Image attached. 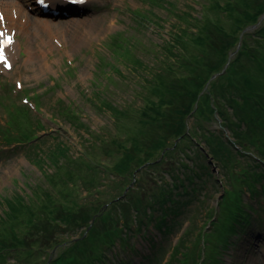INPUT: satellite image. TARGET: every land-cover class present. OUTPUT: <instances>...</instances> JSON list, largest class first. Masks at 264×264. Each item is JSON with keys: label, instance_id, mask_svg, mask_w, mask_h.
I'll list each match as a JSON object with an SVG mask.
<instances>
[{"label": "rangeland", "instance_id": "374dc122", "mask_svg": "<svg viewBox=\"0 0 264 264\" xmlns=\"http://www.w3.org/2000/svg\"><path fill=\"white\" fill-rule=\"evenodd\" d=\"M24 1L29 5V18L33 21L38 13L45 14L49 18H55L58 15L43 13L40 7L35 4L36 0ZM154 1L84 0L83 3H78L75 9L68 8L70 6L66 2L65 7H63L66 9L63 11L58 9L59 17L57 20L51 21L53 22L51 23L52 32L45 30L31 31V35L34 37L32 48L35 51L37 50L38 56L34 62L26 61L27 47L30 45L27 41V35L18 32L14 33V39L20 45V53L16 60L11 62L10 67L8 66L9 68H5L3 65L0 66V154L22 155L9 161L2 160L0 156V197L22 195L27 191L29 194L33 192L30 196L35 198L38 196V187L41 188L40 190L46 189L50 192L54 190L52 188L53 185H48L45 181L43 171L46 170L49 173L55 171V168L49 165L51 162L45 158V155L54 150L56 143L60 140L67 142L71 148V155L80 156L85 151L86 146L91 145L90 142L99 140L95 132L100 133L101 136L107 134L108 138L112 133H116L115 120L111 112L102 104L104 100L123 107L133 105L137 113L140 108H144L145 90H142L144 84L148 83L149 86H157V80L154 82L157 72L159 70L166 71L167 67L172 68L173 62V68L178 69L180 67L175 58L171 57V45L175 43L174 38H172L173 33L178 32L177 28H173V25L177 22L178 17L173 12V9L168 8V6L171 7V3L176 4V0H156L159 1L158 4H154ZM228 1L219 0L218 6L227 10L229 9ZM236 1L239 5L238 11L241 13L243 20V28L239 29L236 35L231 34L225 37L210 29L204 30V23L199 24L197 27H191L189 41L185 43L186 47L182 45L183 53L187 56L185 61L188 63V70L191 69L190 74L187 75L188 70L183 72L186 76L184 83L175 81L172 76L164 77L162 81V94L165 99H167V92L171 87L183 93L176 96V103L174 102V106L177 108L176 111L180 110L182 112V107L187 109L192 107L191 111L188 114L182 112L184 115L180 116L181 118L176 117L177 114L175 113L170 118L171 121L167 128L164 123L165 119L160 117L153 118V122L149 115L143 113L135 116L136 119L133 122L135 124V121L146 119L139 121L142 128V136L144 137L141 138L143 144L138 145L139 149L131 148L128 150L131 153L140 154L141 162L146 160L143 166L136 171L141 178L140 182L142 184L141 191L133 192V197L136 201L143 199V197L147 198L155 189L152 184H155L156 181L151 180L153 175L164 174L166 176L167 171L171 168H177L182 171L183 168L177 159H182L181 157L185 155L198 156L197 165L204 163L211 169L212 176L204 175L208 181H203L204 186L199 191V200H194L187 207V211L185 210L182 214L183 218L179 228L176 229V234L170 237L160 235L155 228L154 219L143 216L142 206H146L147 203H134L132 194L131 196H126L125 202H123L124 200L120 201L123 199L124 194L121 186L115 188L112 185L111 187V183L110 187L98 186L97 189L101 193L96 194L95 189H93V195L91 191H86L84 186L78 185V193L83 202L94 208L101 205L103 201L104 206H101V208H104V211L101 215L106 214V211H109L111 207L114 210L112 218H117L111 223H102L103 220H98L96 223V227L98 229L101 228L102 234L96 240L97 243H94V246L97 249L96 253L104 251L101 255L102 257H100L104 262L110 263L112 259L119 258L132 259L139 264L142 261V256L150 252L151 238L164 247L165 250L160 256L162 260H165L173 252L179 237L187 234L190 243H192L195 238H198L200 231H204L205 226L208 225L204 221L209 219V209L215 207V210H218L217 202L223 191L222 187L219 186V182H214L215 179L218 178L219 181L223 179L224 185L231 188L226 180L229 174L227 166L214 159L210 150L214 146L212 142L208 144L206 141L210 138L209 135L212 129L213 131L215 130V133L223 130L219 126L221 122L220 116L215 110L209 108V106L212 108L215 106L214 102L216 100V102L221 103L220 106L223 109L229 112L227 99L223 96L231 95L233 98H237L235 99V109L231 113L229 112V115L231 118L232 113H235V116L244 115L250 121H245L244 117L242 127H236L234 126L236 121L234 124L232 122L231 135L237 140L239 146L250 149L249 156L252 154H264V95L258 94L256 98L254 93L249 92L253 87L260 89L264 86V0ZM185 2L186 0H178L177 9L182 10L181 8H185ZM190 2H193V0H190ZM191 10L192 8L189 9L190 12ZM137 11H141V15H138ZM70 15H76L79 19L71 18L72 16ZM195 15H198L197 11ZM209 16L218 18V21L220 17L224 20L229 19V15L219 12L218 7L212 8ZM150 18L153 23H151L152 20L150 21ZM224 24L227 29L232 28V22L224 21ZM132 34L135 37L132 39L131 45L136 43L144 44L143 47L141 45L135 51L147 64L150 63L149 69L133 71L128 65L121 64V59L118 58L115 59V63L120 68V71H113L112 69L113 72L109 71L114 74V82H110V76L107 79L106 76L98 73L97 68L100 63V57L105 56L103 58L105 61L107 60L103 68L112 66L113 61H108L109 58H112V54L116 53L120 57L121 54L126 52V50L120 51L115 46V43H119V47H122L124 38H129ZM114 37H117L118 41L107 45V40ZM165 38L170 40L166 45L162 44ZM222 44L224 53L221 58L224 61L222 68L213 73L201 88V76L198 73H203L202 66H195L193 59L197 57L200 60L206 59L205 61L215 62L216 53L213 56H207V54L212 47L220 50ZM130 46L128 47L129 49ZM177 46L180 47L179 45ZM43 51L46 53L47 59H45ZM221 54L219 53V56ZM157 59L161 61L159 66L154 65ZM197 62L199 65L202 64L200 61ZM147 77L151 82L146 80ZM121 80L125 81V83H121ZM215 80L218 81V84L209 89L210 83ZM232 86L234 87L233 90H231ZM200 88L201 90H199ZM192 91H194V94L191 98L185 96L186 93ZM210 91L212 94L218 93V95L209 96L207 100L206 93ZM33 94H43L42 104L38 106V110L40 112L39 117L44 119L42 120L47 126L44 131L39 132L44 137V139L41 137L39 140L43 141L41 148L46 151L44 155L40 156L35 155L38 149L29 150L27 148L18 149L17 146L9 147L4 144L1 138L2 131L10 123V118L7 119L6 107H11L12 104L27 103L36 114L37 111L34 109L35 100L32 98ZM96 94L100 99L97 98ZM196 94L197 100L201 99L204 101L198 103L195 100L194 102ZM253 99L258 101L253 103ZM59 100H63L67 104L74 103V108H79L80 115L85 122L84 126H78V128L75 124L72 125L58 115L56 109L57 104L60 103L58 102ZM154 100H158V97L155 96ZM204 108H206V111H204ZM172 111L174 110L167 111L168 117L169 115L171 116ZM179 118L180 120L176 123ZM246 124H249L248 127ZM141 128L132 130L131 134ZM140 133L141 131L139 136H141ZM226 133L230 132L226 131ZM165 138L166 140L164 141ZM126 142L129 141L126 140ZM163 142L166 144L165 149H163ZM112 143L119 146L114 140ZM91 147H93L94 151H98L94 145ZM60 151L61 154H64L63 148H60ZM166 151L170 152V157L165 162L160 158ZM151 154L154 155L152 156ZM95 155L92 154L88 157L99 160L104 164L112 162L110 157L106 155ZM118 155L113 157L114 162L118 161L122 156V154ZM39 157L44 160V162H40V165L37 163ZM32 158L36 159V163ZM84 159L88 160L85 156ZM149 160L152 162H149ZM182 161L187 162L184 159ZM188 163L194 165L195 161L189 160ZM227 165L229 164L227 163ZM113 168H109L104 172L106 174L103 173V175L109 176L112 174L111 178L113 180L116 178L114 182H117L116 180L121 181L120 176L114 177ZM152 168H157L154 171L155 174H150L149 170ZM231 170L233 171V169ZM108 172L109 174H107ZM94 173L101 172L97 170ZM64 180L65 182L67 181V179ZM25 183L31 187L25 188ZM21 188H25L26 191ZM247 193L246 190H243L244 200H249ZM113 195L115 196L114 199ZM261 201L264 202V197ZM251 202L255 203L254 200ZM2 206L0 203L1 212L3 210ZM144 209L145 212H148L147 206ZM243 209L251 215L252 223H254L257 216L248 208L243 207ZM156 213L157 211L155 215ZM101 215H95L96 219L101 218ZM126 216L128 223H130L128 227H125ZM142 217L144 224L140 225L139 221H141ZM11 225L13 226L15 223ZM136 225L140 227V231L138 227H135ZM257 226L258 224H255L253 229L257 228ZM55 228L50 230L48 234H53L52 237L55 241L62 239L60 245H54L53 248L45 245L40 246L39 254L29 256L30 262L38 260V263L35 264H41L40 262H43V258H45V264H48L50 260L58 259V256H62L64 247L71 249L68 246L72 240H77L81 233L87 232L86 226L82 225L77 232H69L66 236L61 235L60 237L54 232L64 230ZM71 228L70 224L68 229ZM9 230L8 235L12 232V230L10 232ZM257 232L258 235L256 237L247 238L249 243L243 238V234L239 235V237L236 235L228 236L230 242L236 241L238 245L233 244L231 248H224L218 254V259L222 257L220 259L223 262L222 264H264V226L259 224ZM126 236H130L129 241L133 243V248L129 246L122 248L121 243L126 239ZM246 236L249 237V235ZM105 243L106 245H104ZM23 253L25 254V252ZM220 260H217L215 264H218Z\"/></svg>", "mask_w": 264, "mask_h": 264}, {"label": "trees", "instance_id": "16d2710c", "mask_svg": "<svg viewBox=\"0 0 264 264\" xmlns=\"http://www.w3.org/2000/svg\"><path fill=\"white\" fill-rule=\"evenodd\" d=\"M177 1L178 0H176V4ZM218 2L219 0H193V2L186 0L185 8L180 7L182 10H178L176 4L171 3V7L168 6L169 9H173V12L178 17L177 22L173 25V28L175 27L178 29V32L173 33L172 38H174L175 43L171 45V57L175 58L181 68H173V62L172 68L167 67L166 71L159 70V72H157L154 80V82L157 80V86H149L148 83H145L144 87L142 86V90H145V103L143 106L146 108L149 105L145 111H143L144 108H140V111L136 113L133 105L123 107L122 105L119 106L112 104L106 100L103 102L100 100L105 108L111 112L115 120L116 133H112L108 138L107 134L101 136L100 133L95 132L99 137L98 141L100 142L96 140L92 143L90 142L91 145H87L85 151L78 157L71 155L70 146L67 142L60 140L55 144L56 147H54V150L45 155V158L51 162L49 165H52L55 168V171L53 173L46 172V170L43 171L45 181L48 185L52 184L54 190L50 192L46 189L40 190L41 188L38 187V196L35 198L30 196L33 192H31V194L28 193L27 195H25L24 192L23 195L16 194V196L9 198L2 197L5 207L0 215V264L38 263V260H32L30 262L29 256L39 254L40 246L45 245L53 248L54 245H60L62 242V239L55 241L52 237L53 234H48L50 230L55 227V229H63L64 231L54 232L61 237V235L66 236L69 232H77L82 225L86 226L87 232L81 233L77 240H72L68 246L71 247V249L64 247L61 254L62 256H58V259L54 258L53 260H50L48 264H54V262L55 264H110L102 262L100 259L102 252L95 253L97 252V249L96 246H94V243H97L96 240H98L99 236L102 234L101 228L98 229L96 227L97 221L103 220L102 223H111L117 219L115 217L112 218L114 210L110 207L109 211H106V214L101 215L104 211V208H101V206H104L103 201L101 202V205L92 208L88 203L81 200L78 193V185L84 186L86 191H91V194L93 195V189H95L96 194L101 193V191L97 189L98 186L110 187V183L111 187L112 185L115 188L121 186V190H123L124 194L123 199L120 201L124 200L123 202L126 201L127 195L131 196L132 194L133 197V192L141 191V178L136 171L143 166L146 160L141 162L140 154H134L128 150L131 148L139 149L138 145L143 144L141 138L144 137L142 136V128L139 121L141 122L146 119L135 121V124H133L136 119L135 116H139L143 113L149 115L152 120L153 118L160 117L161 119H165L164 123L167 128L171 121L170 118H172L175 113L177 114L176 117H180L184 115L182 112L188 114L191 111L192 107L189 109L182 107V112L180 110L176 111L177 108L174 106L177 99L176 96L182 95L183 93L178 92L174 87H171L167 92L168 97L165 99L162 94V81L164 77L172 76L175 81L184 83L186 76L183 72L188 70V63L185 61L187 56L183 53L184 49L182 48V45L186 47L185 43L189 41L191 27H197L199 24L204 23V30L210 29L218 33V35H224L225 37H228L231 34L236 35L237 31L243 28V20L241 18V13L238 11L239 5L237 1L229 0V9L227 10L223 7H219ZM158 3L159 1H154V4ZM217 7L219 12L227 13L229 19L224 20L220 17L218 21V18L209 16L211 9ZM190 8H192L191 12L189 11ZM196 11L198 12V15H195ZM140 12L141 11L137 14L141 15ZM151 20L152 19L150 18V21ZM223 20L228 23L232 22V28L227 29L224 26L225 24ZM151 23H153V20ZM134 37L135 35L132 34L129 38H124L122 47H119V43H115V46L119 48L120 51L126 50V52L121 54L120 57L116 53H113L112 58H109L108 60L113 61L112 66H106L103 68L107 60H104L103 57L105 56L100 57V63L97 68L98 73L106 76L107 79L108 76H110V82H114V74L109 71H120V68L115 63V59L120 58L121 64L125 66L128 65L130 69L133 71L135 70L136 72L141 69L145 70V68L149 69L150 63L147 64L146 61H144L135 51V49L139 48L141 45L143 47L144 44L142 43L140 45L134 42L136 44L131 45ZM114 41H118L117 37L108 39L107 45ZM169 41L170 40L165 38L163 41L164 43L162 44L166 45ZM129 46L130 49L128 48ZM215 53V62L205 61L206 59L200 60V58L197 59V57L193 59L195 66H202L203 73H198V75L201 76V88L213 73L222 68L224 63L221 59L224 56L223 44L221 45L220 50L212 47L207 56H213ZM219 53L222 54L219 56ZM197 61H200L202 64L199 65ZM159 64H161V61L160 59H157L154 65L159 66ZM190 71L191 69L188 70L187 75L190 74ZM146 80L151 82L148 77ZM121 83H125V81L121 80ZM95 84L97 83L95 82ZM216 84H218V81H212L209 85V89ZM245 87L247 88V86ZM201 88L199 90H201ZM233 88L234 87L232 86L231 90H233ZM257 88L258 87H253L252 90H249V92L251 91V93L256 95V98L258 97V94L264 95V86L260 88L261 90ZM193 94L194 91L186 93L185 96L191 98ZM197 94L194 102L197 100ZM206 95L208 100L209 96L214 97V95H218V93L212 94L210 91L206 93ZM96 96L100 99L97 94ZM155 96L158 97V100H154ZM42 97L43 94H33L32 96L35 100L34 108L37 109V114L33 112V109H31V106L27 103L12 104L11 107H7V119L10 118V123L8 126L6 123L7 127L2 131L3 134L1 137L5 145L11 147L16 144L18 149H38L35 154L37 156L46 153L44 148H41V143L43 141H39L41 137H43L42 135L39 136V132L45 130L47 127L42 120L43 118L39 117L38 106L42 104ZM223 97L227 99V107L231 113L235 109V99L237 98H233L231 95ZM94 99H96V97H94ZM202 101L204 100H197L198 103H201ZM216 101L214 102L215 106L213 108L209 106V108L215 110L220 116L221 125L219 124V126L220 129L223 130L221 132L216 131L217 133H215V130L213 131L212 129L209 135L210 138L206 141L208 144L212 142V145L214 146L210 149L211 155L214 159L227 166L229 178L227 175L226 180L231 188L224 185L225 182L223 179H220V181L218 178L215 179L214 182H219V186L223 188V191L221 198L218 200L219 212L216 214V219L214 220L212 218L215 214V208L212 207L210 209L209 219L206 220V222L210 224L211 229L200 232V236L195 238L192 243H190L187 234L185 236L182 234L183 236L179 237L174 246L171 259L165 264H212L214 261V248L220 243L224 244L227 239L226 237L229 234L244 233L248 234L250 238H254L258 235L257 231L259 224L264 226V203L261 201L264 197V154H252L249 156L250 149L238 145L237 140L231 135L232 122L234 124L236 121L234 126L242 127L244 124L243 118L245 116H235V113H232L231 118L229 112L220 106V102ZM257 101L258 100L253 99V103H256ZM58 102L60 103L57 104L56 110L61 118L70 122L72 125L75 124L77 127L84 126L85 122L80 115L79 108H74V103L67 104L63 100H59ZM168 110H174L169 117L167 115ZM204 111H206V108H204ZM180 118L176 123H178ZM245 121L250 120L245 117ZM248 125L249 124H246L247 127ZM136 128L141 129L134 134H131V131ZM225 130L230 133L227 134ZM140 131L141 136H139ZM113 140L119 144V146L113 144ZM126 140L130 143L126 142ZM165 140L166 138L164 141ZM92 145H94L98 151H94L93 147H91ZM60 148H63L64 154H61ZM165 148L166 144L164 143L163 149ZM168 151L162 154V158H160L165 162L168 160V157H170V152ZM92 154L106 155L110 157L112 162L104 164L99 160L89 158L88 156ZM118 154H122V156L120 159L118 158V161L114 162L113 157ZM151 155L153 156L154 154ZM84 156L87 157L88 160H85ZM181 158L187 161L184 162L180 158L177 159L183 168L182 171H179L177 168H171L167 171L165 176L164 174L156 175L154 171H156L157 168L150 169V174H155L152 176L153 178H151V180L156 181L155 184H152L155 186V189L147 196V198L143 197V199L139 201H136L133 197V202L135 201L134 203H147L146 206L148 207V212H145L144 208H146V206H142L143 216L153 218L155 228L159 231L160 235L165 237H170L171 235L176 234V229L179 228L183 218L182 214L185 210L187 211V207L192 204L194 200L198 199L199 191L204 186L203 181H208L204 175L212 176L211 169L206 164L199 163V165H197L198 162L196 160L198 156L196 157L188 154ZM32 160L36 163L35 158H32ZM61 160L62 162H60ZM189 160L195 161V164H189ZM40 162H44L41 157L37 160L39 165ZM149 162L152 161L149 160ZM206 163L208 164V162ZM227 163L229 165H227ZM112 167H114L112 169V171L115 172L114 177L120 176L121 181L116 180L117 182H114L116 178L113 180V178H111L112 174L109 176L106 175L107 177L103 175L104 172ZM231 169H233V171ZM97 170L102 174L94 173V171ZM92 173H94V175H92ZM107 174H109V172ZM167 176H169V178H167ZM63 178L67 179V181L65 182ZM93 186L95 187L93 188ZM26 187L30 188L31 186L26 184ZM22 190L26 191L25 189ZM243 190L248 192V202H245L242 198ZM112 197L114 199L115 196L113 195ZM252 200H254L255 203H252ZM244 205L250 206L253 210V214L257 216L254 223H252L251 215L243 211ZM156 211L157 213L155 215ZM260 211L262 213H260ZM117 214L119 213L117 212ZM95 215H101V218L96 219ZM66 222L71 224V229H68L70 224H67ZM139 222L140 225L144 224L143 217ZM13 223H15V225L12 226L11 224ZM125 223L126 227L130 225L127 221V216ZM255 224H258V226L253 229ZM135 227H138V225ZM138 228L140 231V227ZM9 229L12 230V232L8 235ZM129 238L130 236H126V242ZM63 239L65 238L63 237ZM104 245H106V243ZM127 246L130 247L128 242ZM44 250H46V248H44ZM163 250L164 247L151 238L150 252L144 256V259L146 260V262L143 261L144 264H164L162 262V257L160 256L163 253ZM23 252H25V254ZM63 257L64 259H62ZM45 262L46 259L43 258V262L40 263L45 264ZM122 264L132 263L126 262Z\"/></svg>", "mask_w": 264, "mask_h": 264}, {"label": "bare ground", "instance_id": "6f19581e", "mask_svg": "<svg viewBox=\"0 0 264 264\" xmlns=\"http://www.w3.org/2000/svg\"><path fill=\"white\" fill-rule=\"evenodd\" d=\"M50 5H65V0H48ZM3 10L6 11L7 15L4 16L6 23H2L0 21V49L3 50V55H5V61L13 62L16 60L17 56L20 53V45L16 39H14V33H23L28 37V45L27 47V57L26 61L34 62L37 60V50L35 51L32 47L34 37L31 35L32 30H45L47 32H52L53 27L51 25L52 20H57V16L55 18L46 17L45 14H37L35 16V20L28 18L26 19L30 10L28 9V3L24 0H2ZM72 9L73 6H71ZM16 11L12 13L14 10ZM71 18L76 20L79 19L76 15H70ZM36 25V26H35ZM38 36V34H37ZM9 39L11 42L9 43ZM4 41V43H2ZM45 59H47L46 53ZM4 62H0V66L3 65ZM205 223V221H204ZM229 247H232V244L229 243Z\"/></svg>", "mask_w": 264, "mask_h": 264}, {"label": "snow or ice", "instance_id": "6c2138e0", "mask_svg": "<svg viewBox=\"0 0 264 264\" xmlns=\"http://www.w3.org/2000/svg\"><path fill=\"white\" fill-rule=\"evenodd\" d=\"M38 2L41 4V5H45V0H38ZM70 2L72 3H83L84 0H70ZM0 19H2V17H0ZM0 35H3V33H0ZM9 43L11 42V40L9 39L8 41ZM4 59V56H3V50L0 49V60H3ZM7 66V65H6Z\"/></svg>", "mask_w": 264, "mask_h": 264}]
</instances>
